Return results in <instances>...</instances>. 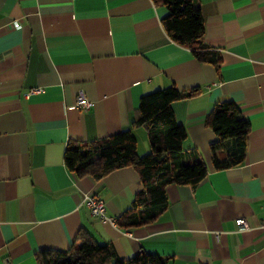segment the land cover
Masks as SVG:
<instances>
[{"label":"crops","instance_id":"0c3cea01","mask_svg":"<svg viewBox=\"0 0 264 264\" xmlns=\"http://www.w3.org/2000/svg\"><path fill=\"white\" fill-rule=\"evenodd\" d=\"M194 2L217 65L168 36V10L153 0H0V264H36L37 251L68 250L82 232L122 261L144 251L166 264H264V0ZM170 85L199 89L171 107L185 161L202 160L207 175L167 184L154 220L119 227L143 188L138 172L76 176L66 147L130 130L137 154L151 152L139 101ZM80 90L89 109L75 105ZM221 100L239 107L249 131L244 160L216 169L206 117ZM89 195L104 201L105 219L91 215Z\"/></svg>","mask_w":264,"mask_h":264},{"label":"trees","instance_id":"16d2710c","mask_svg":"<svg viewBox=\"0 0 264 264\" xmlns=\"http://www.w3.org/2000/svg\"><path fill=\"white\" fill-rule=\"evenodd\" d=\"M153 1L166 6L168 12L161 23L174 42L188 47L201 62L220 63L221 55L204 43V22L194 0ZM198 91V88L178 91L170 85L140 98L136 122L147 130L149 153L137 154L136 138L130 130L67 145L64 161L76 176L101 178L123 166H132L138 172L143 188L135 194L129 211L116 217L119 227L132 228L154 220L167 203V184L197 186L206 177L207 167L202 160L185 161L182 143L186 131L176 121L171 107L173 101ZM206 124L218 137L210 145L214 167L224 169L240 164L245 158L249 123L239 107L229 100L216 102L207 114ZM35 258L36 264H166L165 258L144 251L122 261L110 243L94 242L84 232L79 233L78 242L68 250H39Z\"/></svg>","mask_w":264,"mask_h":264},{"label":"built area","instance_id":"2783aa9c","mask_svg":"<svg viewBox=\"0 0 264 264\" xmlns=\"http://www.w3.org/2000/svg\"><path fill=\"white\" fill-rule=\"evenodd\" d=\"M12 26L15 28L20 27V22L17 20H14L12 23ZM40 90V87H34L31 88L26 95H29L30 93L37 92ZM75 105L78 109H89L93 105V101L89 100L85 94L80 90L76 96V102ZM87 199V206L90 209V213L93 216H96L100 219H105L106 214V206L102 199H100L97 196L89 195L86 197ZM236 223L239 227L245 226L246 221L244 218H238L236 219Z\"/></svg>","mask_w":264,"mask_h":264}]
</instances>
